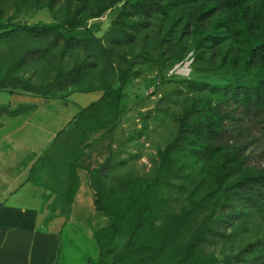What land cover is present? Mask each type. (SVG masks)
I'll list each match as a JSON object with an SVG mask.
<instances>
[{
	"label": "trees",
	"instance_id": "1",
	"mask_svg": "<svg viewBox=\"0 0 264 264\" xmlns=\"http://www.w3.org/2000/svg\"><path fill=\"white\" fill-rule=\"evenodd\" d=\"M17 1L0 0V19L6 7ZM60 4L65 5L63 23L0 26V44H27L12 67L34 63L56 49L63 57L80 50L84 59L40 86L7 74L0 78V91L22 90L53 98L78 87L102 64L112 65L117 51L133 44L154 16L167 18L179 11L183 25L175 44L190 39L197 59L216 60L219 56L221 65L231 67L232 75L255 74L251 79H235L223 85L189 82L202 94L177 116L176 133L158 151L153 177L124 181L123 196L115 197L104 190L101 179L109 163L100 166L92 179L93 203L109 223L94 234L100 253L97 263L88 264H247L241 256L254 254L257 245H248L242 255L220 262L204 244L226 237L229 229L247 223L264 209V0L45 1L51 12ZM119 4L116 18L103 36L97 37L94 28H87L89 20L100 19ZM187 9H191L189 15L185 14ZM129 77L128 70L121 71L118 86L100 90L102 96L73 118V127L115 124ZM33 107L0 106V118L18 117ZM197 168L210 190L206 196L190 200L181 212L171 211L161 197L163 190L182 187ZM78 189L79 178L72 169L67 194L73 198ZM208 201L210 213L191 231ZM118 239L125 240L122 248L109 254ZM258 257L262 259L264 251Z\"/></svg>",
	"mask_w": 264,
	"mask_h": 264
},
{
	"label": "rangeland",
	"instance_id": "2",
	"mask_svg": "<svg viewBox=\"0 0 264 264\" xmlns=\"http://www.w3.org/2000/svg\"><path fill=\"white\" fill-rule=\"evenodd\" d=\"M45 1L18 0L10 4L0 19V26L63 23L65 5L60 4L51 12L46 8ZM120 6L109 10L100 19L89 20L87 28H94L97 37L103 36L116 18ZM190 11L187 9L185 14L189 15ZM181 15L179 11L167 18L154 16L149 27L137 35L133 44L117 51L112 65L102 64L80 86L53 98H42L22 90L0 91V106H34L19 117L0 118V124L4 125L0 129V138H7L0 145L3 156L0 157V171L19 177L23 166L39 157L29 174H25L24 180L44 190L42 195L45 201L41 200L38 204L43 207L36 209L39 219L33 227L36 232L56 242L53 264L97 263L100 248L94 234L107 227L109 220L96 210L93 203L95 192L92 179L96 171L108 161L109 170L101 183L104 190L115 197L124 195V181L152 178L159 163L158 151L176 133L177 116L202 94L191 88L189 82L223 85L235 79L255 77V74L246 72L232 75L231 67L221 65L219 56L216 60L197 59L193 55L190 39L175 44L183 25ZM167 40L170 43L167 44ZM26 45L23 42L0 44V78L8 74L27 84L40 86L85 57L80 50L63 57L56 49L34 63L12 67ZM123 70H128L130 77L119 102L118 121L105 128L91 127L88 123L81 124L82 128L73 127L71 121L79 113L78 106L84 102L81 100L79 104L77 99L85 97L81 95L116 88ZM62 130L66 131L61 134ZM72 169L78 175L79 189L70 198L67 186ZM200 174L197 168L182 187L163 190L161 197L171 211L179 213L188 208L190 200L206 196L210 189ZM172 182L179 184L177 180ZM31 191L26 193L28 202L25 201L30 205ZM210 211L211 202L208 201L199 211L191 231ZM124 241L118 239L108 253H117ZM252 244L257 245L254 254L242 255V250ZM204 248L220 262L241 254L247 264H264V257H258L264 251V209L247 223L229 229L226 237L204 244Z\"/></svg>",
	"mask_w": 264,
	"mask_h": 264
},
{
	"label": "crops",
	"instance_id": "3",
	"mask_svg": "<svg viewBox=\"0 0 264 264\" xmlns=\"http://www.w3.org/2000/svg\"><path fill=\"white\" fill-rule=\"evenodd\" d=\"M81 96L85 97L77 99L79 104L84 101L83 105L78 106V112L96 102L102 93ZM3 127L4 125L0 129ZM4 140L6 141L7 138H0V145ZM0 157L3 158L1 154ZM7 158L5 155V159ZM38 159L39 157L23 166L19 177L16 178L11 173L8 175L0 171V264H53L56 258V242L43 233L36 232L33 227L39 219L36 209L43 207H39L38 204L41 200L45 201L42 195L44 190L29 180H24L25 174H29L31 166ZM30 189H32L31 205L25 203L28 202L26 193Z\"/></svg>",
	"mask_w": 264,
	"mask_h": 264
}]
</instances>
